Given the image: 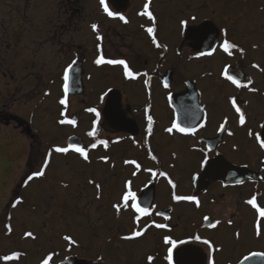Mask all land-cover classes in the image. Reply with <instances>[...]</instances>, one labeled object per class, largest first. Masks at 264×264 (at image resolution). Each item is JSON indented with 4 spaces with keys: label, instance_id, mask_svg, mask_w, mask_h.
I'll list each match as a JSON object with an SVG mask.
<instances>
[{
    "label": "flooded vegetation",
    "instance_id": "flooded-vegetation-1",
    "mask_svg": "<svg viewBox=\"0 0 264 264\" xmlns=\"http://www.w3.org/2000/svg\"><path fill=\"white\" fill-rule=\"evenodd\" d=\"M105 2L115 17L103 11L99 0H17L16 23L10 24L17 31L2 29L0 124L14 128L16 142L26 145L8 188L9 198L16 197L15 190L28 175L40 170L53 146L77 144L87 151L88 161L71 150L53 152L49 165L52 160L54 167L62 165L72 178L58 180L52 174L36 178L32 193L40 195L44 208L48 200L42 196L49 195L52 215L68 210L84 215L87 229L93 230L91 239H103L102 244L125 253L124 261L116 264H149V256L154 257L151 264H168L171 245L164 243L166 236L189 241L177 243L172 264H209L210 259L214 264H264V257L244 259L264 253V217L246 202L255 197L257 207L264 208V149L260 147L264 141V0H152L149 10L157 24L152 35L162 45L159 48L147 32L152 22L138 15L147 0ZM121 15L128 23L119 19ZM181 20H188L186 27ZM93 24L98 26L96 31ZM225 40L236 45L231 55L221 48ZM213 49L212 55H206ZM101 56L105 61H126L134 78L124 75L123 65H97ZM69 65L68 106L62 116L65 108L59 101L65 98L63 73ZM226 68L247 86L237 87L227 80L222 75ZM41 104L52 109L53 126L67 127L58 129L50 143H44L31 118L19 111ZM89 108L100 113L98 119ZM148 116L152 117L151 133ZM64 118L75 119L76 126L59 124ZM173 122L192 131L166 132ZM94 125L95 135L89 136ZM100 140L108 141V147L97 144L93 149L91 145ZM101 157H107V162ZM126 160L140 168L125 164ZM127 181L136 193L135 203L147 208L149 215L136 212L131 201L119 213L113 207L123 204ZM173 193L194 196L199 206L195 200L175 201ZM66 199L71 201L69 207ZM80 200L84 203H77ZM45 217L48 223L51 215L45 213ZM216 221L220 223L215 228L209 227ZM144 229L139 238L122 239ZM43 230L48 232L46 224ZM56 233L53 245L64 243L62 251L40 250L45 254L37 262L34 258V264H41L49 254V264L73 256L85 264H111L102 253L80 256L63 239L68 235L76 240L73 235ZM5 234L6 227L0 235L6 240L15 237L14 230ZM196 235L213 247L195 241ZM13 252L26 251L5 255Z\"/></svg>",
    "mask_w": 264,
    "mask_h": 264
},
{
    "label": "rangeland",
    "instance_id": "rangeland-1",
    "mask_svg": "<svg viewBox=\"0 0 264 264\" xmlns=\"http://www.w3.org/2000/svg\"><path fill=\"white\" fill-rule=\"evenodd\" d=\"M17 12V0H0V34L2 33L3 28H13L17 31V26L10 25L11 23H16L14 18ZM19 111L22 114H27L31 118L32 125L39 131L44 143H50L53 141L55 136H57L58 129L65 131L67 128L55 127L52 125L53 119L51 121L49 116L52 114V109L46 104H41L39 107L34 106L32 109L31 107L23 106ZM29 117H27V119H29ZM16 137H18V132L14 128H8L7 126L0 124V234L4 235L6 224H10L15 233V237L9 238L8 240L0 235V256L18 249H22L26 252L21 255L18 260L8 261L6 263H3L0 260V264H34L39 260L38 258H41L49 250L53 251L54 248H60L62 251L65 245L64 243L56 244V246L53 245L52 234L54 232V234L57 235V231H60L61 233L63 231H68L69 234L74 236V239L76 240H74L75 243L72 247L79 252L80 256H83L85 253L88 256H91L94 253H102L111 264H116V261H120L121 259L124 261V258L126 257L125 253L122 255L113 245L107 243L102 244L103 239H91L93 230L92 227L87 229V224L83 217L84 215L70 210H68L70 213L56 212L52 215L50 211L52 207L50 208V205H47V202L50 203L51 201L49 195L42 196L44 200H48L44 208V205H42L44 202L40 195L38 196L36 193H32L36 186V181H31V186H29L30 183H28L27 186L23 183L20 188L15 190L14 196L16 197L13 199L9 198L8 193L10 191L8 188L11 186L15 173L20 167L19 162L26 152V145L16 142ZM71 156L73 157V155ZM51 174L58 180H70L72 178L69 171L64 169L62 165L54 167L53 160L52 164L48 165L45 171L46 176H50ZM55 189L60 190L61 192L64 190L58 186L55 187ZM61 192H57L58 195H60ZM62 194L64 195L63 192ZM16 198H22L23 203L13 209L10 205ZM6 201L8 203L4 207ZM32 203H35V205L31 206ZM69 203H71V201L66 199L67 207H69L67 205ZM73 203L75 202L73 201ZM77 203L83 204L84 201L80 200L77 201ZM45 209H47L48 212H45ZM45 213H47V217L51 215V220L48 223H44V219L46 218ZM9 216H11L10 220L8 219ZM44 224L48 227V232L43 230ZM29 229L36 234V239L33 240L24 237V233ZM40 250L45 253L43 252L44 254H40ZM34 258L36 259L35 262ZM131 258L133 259V257ZM31 260L33 261L30 262Z\"/></svg>",
    "mask_w": 264,
    "mask_h": 264
},
{
    "label": "snow or ice",
    "instance_id": "snow-or-ice-1",
    "mask_svg": "<svg viewBox=\"0 0 264 264\" xmlns=\"http://www.w3.org/2000/svg\"><path fill=\"white\" fill-rule=\"evenodd\" d=\"M99 3L102 6L103 11L109 17H115L116 16V14L114 12H112V11L109 10L108 4L105 2V0H99ZM151 3H152V0H147V2L143 6V11H141V12L138 13V15L148 17L149 20L152 22V25L153 26L147 28V32H148L149 35H152L157 30L156 17L149 10V7H150V4ZM119 19L122 20V21H124V23H128V20L124 16H122V15L119 16ZM191 20L192 21H195L196 20V17L195 16H192L191 17ZM180 24H181L182 27H186L187 24H188V20H181L180 21ZM91 27H92L93 31H96L98 29V26L95 25V24H93ZM225 35H227L226 30H225ZM97 39L99 40V39H101V37L100 36H97ZM152 43L157 48L162 47V45L157 42L156 37L154 35H152ZM235 47H236V45L230 44L227 40H225L224 43L221 45L222 50L225 53H228L229 55H231L230 49L235 48ZM214 51H215V49H213L211 52L206 53V55H212ZM200 55L203 56V55H205V53H200ZM73 63H75V61H73ZM95 63L97 65H101V64H104V63H108V64H112V65H123L124 66V75L126 77H129V78H134L133 72L128 68L127 63L124 60L110 59V60L105 61V59L101 56L100 58H98L95 61ZM71 71H72V65H69L68 68H66L64 70V73H63V81H64V83H63V91H64V94H65V98L60 99V101H59V103L61 105H63L64 108H65V112H62L61 113L62 116H65L66 110H67V106H68L67 105V93H68L69 80H70L69 73ZM222 75L227 80L231 81V83L234 84V85H236L237 87H242V86L243 87H246L247 86V85H241V83H240V81L238 79H236L232 75H229L227 68L224 70V72L222 73ZM165 87H167V84H165ZM253 91H254V89H253ZM101 99H103V97H101ZM232 103H233V106L235 107V100H233ZM87 111L88 112L95 113L97 119L100 116V113L95 108H89V109H87ZM236 111L239 113L240 112V109L237 107L236 108ZM147 119H148V129H147V131H148V133H151V131H152V117L151 116H148ZM239 122H240L241 125H243L245 123V117H244V115L242 113L240 115ZM58 123L61 124V125H64L65 123H67L69 125L76 126L77 121L75 119H67V118H64V119H60L58 121ZM261 127L264 128V125H261ZM174 129L176 131L181 132V133H186V132L192 131V129H188V128H185V127H181V125L178 122H173L172 126L169 127V128H167V129H165V131L168 132V133H172ZM223 129H224V125L222 124L221 127H220V130H223ZM88 135L89 136H94L95 135V125L93 127V131L92 132H89ZM249 135L250 136L252 135V132L251 131L249 132ZM257 139L260 140V135L259 134H257ZM97 144H101L105 148L108 147V141H106V140H100L97 143H93L91 145V147L94 149V148L97 147ZM260 147L262 149H264V141H261L260 142ZM70 150L78 153L85 161H88L89 156H88L87 151L85 150V148H83V147H81V146H79L77 144H69L67 147L53 146L49 150V152L47 153L46 158L43 161L40 170L31 173L23 181V183L25 184V186H27L28 183L31 182V181H33L34 179L45 176V171H46V169H47V167L49 165L50 157H51V155H52L53 152L59 153V154H67ZM173 155H175V154H173ZM101 159L104 162H107V160H108L107 157H101ZM153 159H155V157H153ZM124 163L125 164H135V166H136L137 169L140 168V165L138 163H136L135 161H128V160H126ZM204 163H207V160H205V161L202 162V165H201L202 167H203V164ZM133 175H136V173L134 172ZM153 175H155V173H153ZM160 175L161 176H167V174L164 173V172H161ZM193 178L195 179V177H193ZM89 183H95V181H91L90 180ZM169 183L172 185V188L175 189L176 185L170 179H169ZM95 186H96L97 189H100V187H101L99 184H96ZM65 187H66V185H65ZM125 188L127 190L122 195L123 204L122 205H114L113 206L116 209V211L119 213V211L121 210V207L128 208L130 206L129 205V202L131 201V202H133V203H131V207L135 208L136 212H138V213H140L142 215H149L150 213H149V211H148L147 208H143L138 203H135V201L137 200V197H136V193L131 190V181H127L126 182ZM97 198H99V197H97ZM172 199L175 200V201H185V200L186 201H193V200H195L196 203H197V206H199V201L194 196H179V195H176L175 193H173ZM246 202L248 204L252 205L254 208H257V211L260 213V216L264 217V208H258L257 207L255 197H253L252 199H250V200H248ZM22 203H23V199L22 198H16L11 203L10 206H11V208L15 209V208H17L18 205H20ZM8 219L10 220L11 219V216H9ZM137 219H139V218L137 217ZM204 219L205 220H208L209 218L208 217H205ZM219 223H220L219 221H216L215 223L209 224V227L215 228ZM229 224H231V221H229ZM5 227H6V234H11V232L13 230L12 227H11V225L10 224H6ZM155 227H157V228H164V227H166V225L156 224ZM146 230L147 229L134 231L131 235H126V236L122 237V239H124V240H133V239L139 238V237H141V236L144 235V232ZM259 234H260L259 229H257V235H259ZM236 235H237V238H238L239 237V233H237ZM24 237L25 238H31L33 240L36 239V236L31 231L25 232L24 233ZM63 239L66 240V241H68L71 244H74L75 243V241L72 239L71 236L65 235L63 237ZM193 239L195 241H201L203 244L207 245L210 249L213 247L212 244H211V242L209 240H207V239L201 240V237L199 235H196L195 237H193ZM188 242H189L188 240H179L177 242L176 240H173L171 237H167V236L164 237V243L165 244H168V245H171V247L168 248V254H167V257H166V259L168 261V264H172L173 249L176 247L177 243H179V244H186ZM216 250L218 251L219 249H216ZM21 255H23V254L20 253V252H13V253H11L9 255L0 256V260H3L5 262L14 261V260H18L21 257ZM253 257H264V253H252L251 256H247L244 259L245 260H249V259H252ZM147 259L149 261V264H151V261L154 259V257L149 256ZM51 260H52V254H49L46 258H44L41 261V264H49V261H51ZM209 264H214V261L210 259L209 260Z\"/></svg>",
    "mask_w": 264,
    "mask_h": 264
},
{
    "label": "water",
    "instance_id": "water-1",
    "mask_svg": "<svg viewBox=\"0 0 264 264\" xmlns=\"http://www.w3.org/2000/svg\"><path fill=\"white\" fill-rule=\"evenodd\" d=\"M60 264H85V260H80L76 257H69Z\"/></svg>",
    "mask_w": 264,
    "mask_h": 264
}]
</instances>
